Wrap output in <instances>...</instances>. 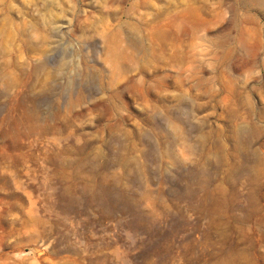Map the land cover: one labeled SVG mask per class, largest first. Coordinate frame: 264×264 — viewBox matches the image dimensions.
I'll list each match as a JSON object with an SVG mask.
<instances>
[{
    "label": "rangeland",
    "instance_id": "374dc122",
    "mask_svg": "<svg viewBox=\"0 0 264 264\" xmlns=\"http://www.w3.org/2000/svg\"><path fill=\"white\" fill-rule=\"evenodd\" d=\"M0 264H264V0H0Z\"/></svg>",
    "mask_w": 264,
    "mask_h": 264
}]
</instances>
